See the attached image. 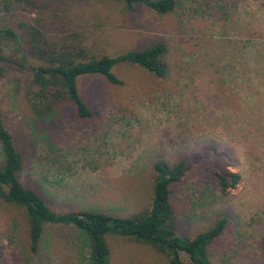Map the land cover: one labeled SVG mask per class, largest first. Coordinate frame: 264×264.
I'll return each instance as SVG.
<instances>
[{"label": "rangeland", "instance_id": "1", "mask_svg": "<svg viewBox=\"0 0 264 264\" xmlns=\"http://www.w3.org/2000/svg\"><path fill=\"white\" fill-rule=\"evenodd\" d=\"M173 1L162 15L113 0L0 9V27L15 36H0V54L23 64H4L0 75L1 117L23 160L18 177L57 212L129 217L149 207L152 163L183 158L170 186L174 234L192 237L227 210L232 225L210 248L212 264H264V0ZM54 10L78 29L93 58L163 42L168 74L156 77L128 62L110 67L120 84L80 74L75 86L89 116L64 101L35 118L25 95L33 87L29 67L39 61L24 49L23 26L35 21L59 37ZM230 172L238 179L222 190L215 174ZM104 239L108 264H168L148 245L116 233ZM88 249L83 230L46 223L30 251L24 207L0 199V264H91Z\"/></svg>", "mask_w": 264, "mask_h": 264}, {"label": "trees", "instance_id": "2", "mask_svg": "<svg viewBox=\"0 0 264 264\" xmlns=\"http://www.w3.org/2000/svg\"><path fill=\"white\" fill-rule=\"evenodd\" d=\"M62 0H0V9L21 8L33 10L43 8L44 3L57 7ZM123 2L126 9L139 2L162 15L174 7L173 0H113ZM64 3V2H63ZM52 21L60 29V36L45 35L40 24L33 22L23 26V46L27 55L39 62L30 66L31 89L26 92L30 112L35 118L43 119L55 112L61 102L72 103L79 117L90 115V110L80 99L75 78L80 74L97 73L110 83L121 81L110 71L117 62L135 63L152 75L164 78L168 74L166 46L156 41L150 45L128 50L114 57L88 56L82 45L83 36L74 26L66 27L57 10L52 13ZM0 36L14 38L8 27H0ZM23 64L14 58L0 54V75L4 64ZM22 155L16 150L12 135L5 127L0 113V199L4 202L23 206L27 217L28 248L35 252L44 224H70L83 230L89 239L88 259L91 264H108V249L104 239L106 233H116L135 242L148 245L166 256L168 264H184L179 253L187 255L192 264H212L210 248L228 230L233 221L232 214L221 211L212 225L192 237H180L173 231V207L170 200V186L185 168V161L179 158L172 163L154 161L150 203L147 209L129 217H118L96 209L57 212L51 209L42 195L25 185L18 177L22 166ZM218 186L224 190L233 186L238 175L215 174ZM259 249L264 260V235L259 241Z\"/></svg>", "mask_w": 264, "mask_h": 264}]
</instances>
